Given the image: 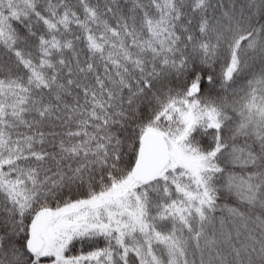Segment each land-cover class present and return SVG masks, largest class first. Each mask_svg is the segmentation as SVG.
<instances>
[{
	"label": "snow or ice",
	"instance_id": "snow-or-ice-1",
	"mask_svg": "<svg viewBox=\"0 0 264 264\" xmlns=\"http://www.w3.org/2000/svg\"><path fill=\"white\" fill-rule=\"evenodd\" d=\"M0 264H264V0H0Z\"/></svg>",
	"mask_w": 264,
	"mask_h": 264
}]
</instances>
